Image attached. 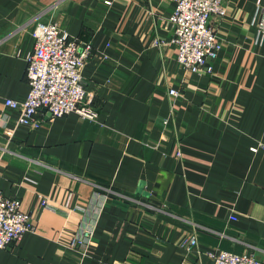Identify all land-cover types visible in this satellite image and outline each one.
<instances>
[{
	"label": "crops",
	"instance_id": "0c3cea01",
	"mask_svg": "<svg viewBox=\"0 0 264 264\" xmlns=\"http://www.w3.org/2000/svg\"><path fill=\"white\" fill-rule=\"evenodd\" d=\"M111 1L0 0V190L37 224L0 264L264 261V39L251 24L264 0H226L227 16L211 19L223 45L214 74L178 64L174 0ZM38 22L92 43L82 82L95 120L41 110L39 128L17 126L5 101L30 91ZM84 229L91 244L67 248Z\"/></svg>",
	"mask_w": 264,
	"mask_h": 264
},
{
	"label": "built area",
	"instance_id": "2783aa9c",
	"mask_svg": "<svg viewBox=\"0 0 264 264\" xmlns=\"http://www.w3.org/2000/svg\"><path fill=\"white\" fill-rule=\"evenodd\" d=\"M61 2L62 0H56ZM175 9L169 18L173 25L172 44L176 48V59L180 66L192 73L214 74V63L222 50L215 28L210 26L213 17L227 16L226 0H174ZM111 5V0H105ZM252 25L257 28L256 43L264 39V6L258 5ZM34 49L26 61V77L30 91L24 100L7 99L5 105L19 110L17 126L39 128L42 121L37 115L46 110L52 118H61L77 113L82 118L95 120L97 111L93 106V94L83 85V71L93 54L91 42L82 41L61 30L57 23L38 22L31 32ZM156 44H162L156 41ZM172 97L179 96L175 89L169 91ZM170 119H164L167 126ZM13 134L12 132H8ZM180 156L181 154L178 153ZM40 204L47 206V198ZM37 224L33 215L24 210L19 199L5 197L0 190V249H8L20 241L27 232L34 233ZM94 230L84 229L74 234L67 242V248L76 250L88 247ZM188 251L198 246V236L192 235L184 241ZM214 264H264L255 255H240L230 251L210 253Z\"/></svg>",
	"mask_w": 264,
	"mask_h": 264
}]
</instances>
